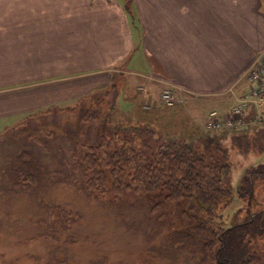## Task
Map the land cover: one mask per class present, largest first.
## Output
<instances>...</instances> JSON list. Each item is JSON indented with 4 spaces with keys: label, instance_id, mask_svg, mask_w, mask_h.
I'll return each mask as SVG.
<instances>
[{
    "label": "rangeland",
    "instance_id": "rangeland-1",
    "mask_svg": "<svg viewBox=\"0 0 264 264\" xmlns=\"http://www.w3.org/2000/svg\"><path fill=\"white\" fill-rule=\"evenodd\" d=\"M72 72L75 69H50L52 77L32 88L45 89L40 97L23 100L27 108L22 111L0 116V133L19 122L14 131L0 136V182H4L2 170L21 154L34 155L49 171L65 167L74 155L75 142L79 146L107 139L113 150L120 149L124 139L131 137L115 125L118 123L156 129L167 139L179 135L197 146L199 134L209 131L206 123L211 111L226 113V109L212 103L213 98L196 97L191 102L169 89L154 96L140 83L131 86L120 73L109 84L94 91L84 90V82L92 75ZM23 89L28 91L30 86ZM169 92L173 99L166 97ZM11 93L0 94V101L5 95L16 94ZM50 106L55 107L50 113L42 111L29 118V113ZM242 142L248 143L246 139ZM252 148L258 150L252 146L249 153H237L238 156L233 151L230 158L229 181L234 196L221 216V223L227 228L264 210V183L256 182L248 198L237 190L245 169L257 166L263 159H258V151ZM44 184L45 188L27 189L19 195H11L0 187V264L212 263L211 256L204 262L196 249L173 244L175 219L170 215L165 223L155 219L143 200H134L130 195L129 203L114 205L109 194L89 193L79 184ZM45 206L54 213L52 218H48ZM59 224H63V229L57 228ZM254 245L264 250V233L257 235Z\"/></svg>",
    "mask_w": 264,
    "mask_h": 264
},
{
    "label": "crops",
    "instance_id": "crops-1",
    "mask_svg": "<svg viewBox=\"0 0 264 264\" xmlns=\"http://www.w3.org/2000/svg\"><path fill=\"white\" fill-rule=\"evenodd\" d=\"M263 52L264 0H0V94L16 92L0 116L26 109L57 68L92 75L84 90L120 73L228 112Z\"/></svg>",
    "mask_w": 264,
    "mask_h": 264
},
{
    "label": "trees",
    "instance_id": "trees-1",
    "mask_svg": "<svg viewBox=\"0 0 264 264\" xmlns=\"http://www.w3.org/2000/svg\"><path fill=\"white\" fill-rule=\"evenodd\" d=\"M54 106L31 112L29 118L42 111L48 114ZM18 124L0 136L14 131ZM115 125L131 137L124 139L120 149L113 150L107 139L79 146L75 142L74 155L65 167L49 171L34 155L21 154L2 170L4 182H0V187L11 195H19L36 187L45 188V182L79 184L89 193L109 194L114 205L129 203L132 197L128 196L132 195L134 200L145 201L149 212L162 223L168 215L173 217L177 227L171 233L172 243L196 249L204 262L212 257L211 264H264V250L254 245L257 235L264 233V210L229 228L221 223L222 213L234 196L229 181L233 151L236 156L247 154L253 146L258 149L252 148L258 151V159L263 157L257 166L245 169L237 189L239 194L248 198L256 182L264 183L263 120L247 130L201 133L197 146L179 135L167 139L156 129L141 125ZM242 139L248 143L244 145ZM44 208L48 218H52L54 213ZM62 227L63 224L57 226Z\"/></svg>",
    "mask_w": 264,
    "mask_h": 264
},
{
    "label": "built area",
    "instance_id": "built-area-1",
    "mask_svg": "<svg viewBox=\"0 0 264 264\" xmlns=\"http://www.w3.org/2000/svg\"><path fill=\"white\" fill-rule=\"evenodd\" d=\"M245 80L247 90L238 97L230 111L224 114L218 110L211 111L206 123L207 130H247L258 121H264V52L251 67ZM170 92L166 97L173 99L169 97Z\"/></svg>",
    "mask_w": 264,
    "mask_h": 264
}]
</instances>
